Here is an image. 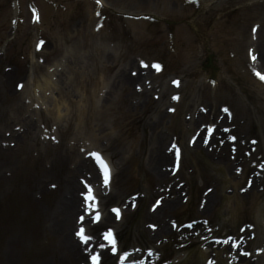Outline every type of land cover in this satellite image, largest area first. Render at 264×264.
<instances>
[{
    "label": "rangeland",
    "instance_id": "obj_1",
    "mask_svg": "<svg viewBox=\"0 0 264 264\" xmlns=\"http://www.w3.org/2000/svg\"><path fill=\"white\" fill-rule=\"evenodd\" d=\"M76 1L79 3H74L75 5L72 8L71 31L51 35L52 37H49L50 42L47 49L43 53H37L34 46L38 35L37 30L35 26L28 22L30 19L27 11L29 0H23L24 13L28 21L22 27V35L15 37L6 50H4L7 54L17 57L13 62L16 63L19 70L18 77L14 78L16 74L9 76V72L6 71L7 62L5 56L2 55L0 57V109L11 108L13 112L8 113L13 115V118L14 116H20V120L26 117V115L33 113L35 116L32 118L37 123V131H34L35 139L37 138L39 144L42 142L40 146L35 144L34 148L30 146L29 148L31 149L29 150L17 152L19 155L16 164H4L0 171L1 225L6 226V228L0 227V257L2 255L4 257L3 262L0 258V264H9L5 260L8 257L14 259V264H42L43 260L52 253L48 249L50 243L52 244L57 239L59 240L57 217L58 201L62 195V189L60 190V188L63 184H67V179L71 180V177L72 179H77L78 182L80 177H84L78 173L76 175L70 174V171L77 164V156L84 159L92 149L99 151L103 149L112 158L117 172L114 190L117 187L122 190L121 196L117 199L108 200V198L99 195L102 201V212L108 213L109 208L116 205H126L128 212L131 207L126 204L128 197L133 194L142 193L145 199L142 200V207L140 206L139 211L141 219L139 220L138 235L140 239L147 240L150 231L147 225L152 222L145 221L144 214L150 209L155 199L160 198L161 193L169 188V182L157 180L153 175L151 167L146 165L147 168L144 170V174L140 175L141 178H139L138 184L136 183L137 181L132 182L131 185L130 182L122 184L126 176L124 171L125 165L118 157L117 152L115 151V153L110 147L111 138L117 135V130L113 126H109L106 130L107 136L105 134L99 138L95 136L97 121L105 119L106 122H109L108 117L110 114L104 111V113H101V117H94L90 123H84L82 117L80 118L79 116L76 105L79 106V110L85 106L87 110L91 109L95 113V106H99L100 101L102 103L103 98L108 95L114 82V76L119 72L127 71L128 63L134 61L136 64L141 57L143 59L149 58L150 60H166L168 70L165 78L168 84L171 78L178 77L191 84L193 75L188 76V73H191L192 70L190 69L191 65L187 64L188 66L185 68L183 74L186 62L178 57V50L183 43L195 38L192 32L196 33L198 30L195 27L193 28V26H191L192 32L185 31L184 29L176 30V33L179 34V40L183 42L178 41L180 45L176 42L178 48L177 53L174 54L168 52V33L164 25L154 28L150 36L146 25L140 26L135 31L130 26L132 21L123 16L153 15L163 20H181L180 18L195 16L198 23L201 22L202 18H208L207 21L201 23L206 24L208 30L220 27L218 29L219 37L216 47L214 42H210L209 46L206 43V49H204L203 54L210 46L214 49L216 48L215 50L219 52L218 59L222 68L220 79L222 78L224 84H229L242 96L229 99L238 108V112L242 108V105H240L241 99L248 104L249 101L253 104H257L259 101V109L263 115L256 113V117L264 120V87L252 76V73L248 76L251 79L250 81L245 79L246 75L244 74V72H247L244 64L249 63L247 51L253 43L249 29L255 23H258V20L264 13V4L258 6L264 0H201V6L198 11L188 9L185 14L184 10L189 6H184V0H106L105 6L102 7L105 8L103 14L107 17L105 26L103 27L96 17L98 11L93 0ZM7 4V0H0V8L4 13L8 8ZM250 14H256V16L246 24V16ZM0 26L2 27L0 31V49H2L3 41L5 39L10 40L12 35L8 32V24H6L4 17H0ZM176 28L174 27L173 30ZM45 34L47 36V33ZM137 38L140 42L147 38L146 44L148 47L140 48L142 46L138 45ZM241 42L244 43V48L241 47ZM179 52L186 54L188 51L180 49ZM197 52L202 57V49L199 48ZM243 58V62L239 61ZM194 62L195 60L190 63L194 64ZM56 63L62 64L61 68H63L66 76L71 79L69 82L63 81L59 73H52L53 66ZM205 65L201 63L195 70L201 73L193 72L198 77L196 81L202 82L205 80L204 78L211 76V71H204L203 66L205 67ZM240 73H243L245 77ZM54 78L59 80V82ZM50 81L52 85H47ZM18 82L26 85L24 94L17 91L16 84ZM241 86L249 89L250 97H245L242 94L240 90ZM201 92L206 98H214L213 94L215 92L211 88L210 92L212 94L207 91ZM2 97H6L7 100H4ZM22 98L23 100L21 101ZM89 102L92 103L90 106ZM200 103L195 105V107L197 108ZM17 104L23 105L22 112L19 109L20 115H16V110L13 108ZM40 111H44V114H41ZM126 111L130 113L133 109H127ZM184 113H191V111H185ZM14 121L15 123L11 128L5 125L4 129L1 130L2 139L8 140L9 144L13 140L9 132L13 130L15 125L20 124L18 128L23 125L21 121V123L16 122L19 120ZM38 123L42 125L40 128ZM260 126L261 123L258 121L250 129V132L253 137L261 140L259 136L262 135V133H259L261 130L259 129ZM58 127L62 130L58 131ZM45 136L49 138L53 137V139L57 140L58 144L53 143L51 140H45ZM44 141L61 150L65 151L68 149V162L62 163L58 160L56 156L59 155V152L46 149ZM147 143L144 146L145 151L143 152V157L146 161L148 160L149 153V149L146 152V148L153 143V140L149 139ZM142 144V142H138L137 148H142ZM69 146L74 148V150L69 148ZM20 147L23 150L24 147L28 146H25L24 142ZM45 153L47 154L46 156ZM205 154L206 157L213 161V154L206 150L202 153L194 152L189 157H186L184 161V173L182 177L184 181H188V185L191 187V192L196 202L195 209L198 208V200L201 199L206 189V186H202L203 184L197 177V174H193L195 167L199 169L198 174L201 176L221 177L220 172L212 170L213 167L209 165ZM133 164L141 165V161L134 158L129 166ZM37 170H45V172L39 179H34L31 171L36 172ZM229 173L232 175V171ZM191 175H193V178H191ZM188 178L191 179V182ZM78 182L77 184H79ZM245 183V179H242V181L236 180L234 186L236 188L235 192H232L234 189L227 191L222 181L217 186L219 203L216 212L212 216H209L212 232L219 228L221 220L224 221V219L231 216L228 213V207L230 206L236 209L240 207L244 210L243 214H236L239 217L238 226L247 221L251 222L254 214L264 215V191L262 185L252 188L246 194H241L245 193ZM52 184L57 185L56 190H50V185ZM160 186H163L160 194L157 193L150 196L148 193L149 189L156 191V187ZM209 186L210 188L213 187L212 185ZM80 191L83 192V189L80 188ZM179 192L181 193V191ZM224 196L229 199H225ZM190 209L194 211L191 206ZM80 213L81 211L71 214V224H75L76 218ZM174 213L175 211L167 213L166 217L172 219L171 216ZM130 217L127 216L124 223L120 225L124 227ZM194 219L197 218L194 216ZM33 221L36 225V236L32 237ZM40 222L44 225L45 230L51 233H49L48 239L43 232ZM71 229V233H73L76 229L75 225ZM3 230H6V236L5 242L1 245V233ZM176 235H178V238L180 237L179 234ZM249 235L250 233L248 232L247 236ZM165 237L159 238L155 243L160 244ZM203 237L206 236H195L194 238H190V242L196 246L199 243H203L201 241ZM36 238L39 241L41 240L37 246L34 245ZM46 241H48V244L45 243ZM182 242L186 241L183 240ZM263 243V240L257 241L258 246H261ZM4 248H6L5 253H3ZM51 250L53 251V249ZM249 250L254 252L255 249L249 248ZM54 252L59 255L58 251ZM181 254L178 253V255ZM58 255L51 256H56L61 260V257ZM183 257L184 254H182ZM250 261L249 263H252ZM67 263H69L68 260L65 261V264ZM259 263L264 264V258Z\"/></svg>",
    "mask_w": 264,
    "mask_h": 264
},
{
    "label": "bare ground",
    "instance_id": "obj_2",
    "mask_svg": "<svg viewBox=\"0 0 264 264\" xmlns=\"http://www.w3.org/2000/svg\"><path fill=\"white\" fill-rule=\"evenodd\" d=\"M259 36H260V39H258V44H256V46H260L261 56H260L259 60L261 62H263V67H264V43L261 44L262 41L264 42V39H263V37H264V26L259 31ZM129 64H133V63H129ZM149 76L152 77V74H150ZM70 80H71L70 78H67L65 80V82L66 81L69 82ZM113 81H114V84L112 85L108 96L102 101L101 104L99 103V106H95V113H93L91 111V109L87 110V108L84 106L82 110H79V116H80V118L82 117V119L84 120V123L85 122L90 123L94 117H96V118L101 117L102 116L101 113H104V111H106L110 114L108 117L109 122H106L105 119L101 120V121L100 120L97 121V124L95 127V132L97 134H100V135L105 134L106 130L109 126H113V128H115L117 130L119 137L114 138L115 142L112 141L111 145L113 146L112 149L114 151H117V153L119 154L118 156L121 157L122 162L125 165L124 171L127 175L125 177V180L127 181V179H129L131 176H133V175L135 176L138 173V172L134 173L133 172L134 168L129 166V164L131 163V161L134 158H137L138 160H140L139 155H137L134 152V151H136V144L128 143L129 136L133 137L134 139H139L140 138L139 135L143 136L144 131L146 132V130L149 129L150 131L153 132L150 134V139L157 141L161 145V141L163 142V139L165 138V136H163L162 127L164 125V120H165L166 116H164L162 114V107L155 108L153 110V112L158 114L161 117V119L158 120L155 123V125H149L148 122L146 121V119H147V112L146 111L149 109V106H152V104L147 99V94L145 92L142 94H138L136 92H133L132 87H133V84L137 80H135L132 77L131 78L127 77L125 75V73H119V74L114 76ZM157 83L162 85L163 81H159ZM183 87H184V85H182V88ZM163 88H164L163 102L167 104L168 101L170 102L168 94L171 91H173V89L166 84L163 85ZM193 94L191 93V96H190L191 100H192ZM4 100H6V99L4 98ZM131 100H134V103H132V106H134V110L132 112L130 111V113H129L126 110H127V108H129V109L131 108V106H130ZM91 104L92 103L89 102V106ZM184 104H185V100L182 101L178 107H180ZM188 107L189 108L191 107L190 104L188 105ZM104 108H105V110H104ZM210 108L212 109L211 106H210ZM16 109H19V105L16 106ZM216 113H217V111L213 114L216 115ZM18 114H19V111L17 112V115ZM244 116H245V119L250 123L251 119H252L251 118V111L246 107L244 110ZM178 117H179L178 125L181 124L182 128L180 130L182 131V133H184L186 123L181 120L179 112L177 113V117H175V118L177 119ZM0 118H2V122H0V124L1 123L7 124V125L11 124V119L8 115H6V113L1 114ZM27 124H30L32 126V128H34V126L32 125L31 122H28ZM138 124H141V126H136ZM192 127L193 126H191V128ZM263 138H264V133H263ZM18 139L21 142L22 141L25 142V140H28V144H27L28 149H30L29 148L30 146H32L33 148L36 146L35 145L36 139L33 138V132H29L26 135L20 136ZM122 140L125 142L126 145H124L122 143ZM151 145H153V144H151ZM263 145H264V142H263ZM10 151H8V152H10ZM57 151H59L58 148H57ZM186 151L189 154L192 153V151L190 149H187ZM14 155H16V154L15 153H5L4 151H1V153H0V156H3V157H12ZM77 160L79 161V162H77L78 173H83V172H88L90 174L92 173L94 179L97 178L96 170L94 169L91 162L84 160V159H79L78 156H77ZM169 161L173 162V157L168 156L166 154V151L163 153V151L161 150L159 153H154V154L152 153L147 160V164L153 170V175L156 179H158L160 181H169L171 179V177L167 173L163 172L162 170H160L158 168V165L166 163V162L168 163ZM217 163H218L217 168H215V169L218 171H222V172H223L225 166L231 167V165H232V163L227 161L225 156L221 157ZM143 164L145 165V163H143ZM145 167H146V165H145ZM228 179H229V182H234L236 180V178L231 176V175L228 176ZM204 180H205V182L216 181V183H219V178H215V177H208L207 176ZM126 181H124V183ZM79 188L80 187L76 183H74L73 181H71V183L69 185L65 186V190H66L65 194L67 193L69 195L70 200L65 199L63 196H61V198L58 202V206L60 207V210H61V214L58 216L59 240H58V242L52 244L53 250L65 251L66 256L70 259V261H72L73 264H79V261L84 256L82 254V251H81L82 247L74 240V238L70 237L71 227L73 225V223L71 224L70 215L72 213H74L75 211L79 210L80 204H81L80 199L76 197V191L79 190ZM113 194L110 197H112ZM120 195H121L120 191H117L114 194V197H120ZM217 205H218V195L215 192H213V194H211L208 197V203H207L203 213L202 214L198 213V214L200 216L207 217L206 216L207 214H212L214 212V209L216 208ZM177 206H178L177 201L166 202L162 206V208L157 211V213L155 215L146 214V218L149 220H155L157 222H160L161 223V233H163V234L168 233L169 227H168V224L166 223V221L164 220V217L168 212L175 210ZM228 210L230 213L234 212L233 208H231V207H229ZM109 222L110 221L108 219L107 223H109ZM158 234L161 235L160 233H158ZM199 253H200V256L202 258H205L207 256L206 253H203V252H199ZM44 264H50V262L46 261Z\"/></svg>",
    "mask_w": 264,
    "mask_h": 264
},
{
    "label": "snow or ice",
    "instance_id": "obj_3",
    "mask_svg": "<svg viewBox=\"0 0 264 264\" xmlns=\"http://www.w3.org/2000/svg\"><path fill=\"white\" fill-rule=\"evenodd\" d=\"M98 2H99V0H98ZM157 68H159L158 65H157ZM257 75L260 77L261 80H264V75H261L260 73H257ZM174 83H176L177 85L179 84L178 81H175ZM20 87H22V85ZM225 111H227V109H225ZM92 155L96 156L98 160L100 159L98 154L93 153ZM102 167L104 168V172H105V184H107L108 183V179H109V175H110V170H109L106 162H102ZM88 199L89 200H93L94 199V197L91 195V190H89ZM114 211L117 213V216H119V210L118 209H114ZM99 219H100V215L97 212L96 213V220L98 221ZM78 235L80 236V239L82 241H84V242H87L89 240V237L84 234V229H80ZM106 239L112 240V243L114 245L115 241L112 238V233L111 232H109L107 234ZM92 259H93V264H100L99 257H93Z\"/></svg>",
    "mask_w": 264,
    "mask_h": 264
}]
</instances>
